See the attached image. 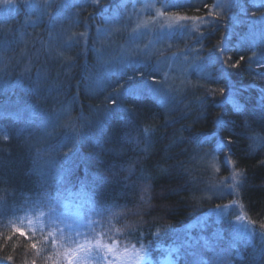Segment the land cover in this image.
Returning <instances> with one entry per match:
<instances>
[{"label":"trees","instance_id":"1","mask_svg":"<svg viewBox=\"0 0 264 264\" xmlns=\"http://www.w3.org/2000/svg\"><path fill=\"white\" fill-rule=\"evenodd\" d=\"M104 1H109L107 12L118 2ZM169 2H172L173 15L205 21L201 28L177 35L176 43L190 46L194 55L204 61L203 67L209 63L210 78L204 77L202 83L189 86L179 112L168 114L151 98L130 97L124 100L127 109L119 117L109 118L104 123V131L96 135L93 143L83 141L79 150L77 146L69 150V142L65 146L62 140L71 137L64 132L47 147L33 150L31 155L43 160L55 151L60 153L63 156L60 159L70 168L67 182L76 189L84 186L93 194L88 201L102 208L101 217L117 213L115 217L110 216L114 217V223L92 231L118 230L115 237L106 239H111L119 248L146 252L151 258L150 264L163 262L173 248L177 249L174 264L190 263L194 253L191 249H196L197 245L190 249L185 227L193 218L216 207L209 197L212 193L205 192V184L233 178L234 190L254 236L237 243L231 239L230 232L225 231L224 237L234 246L231 263L264 264V43L239 44L253 20L264 17V0ZM84 9L82 16L90 21L101 12L96 8ZM25 15V8L21 6L18 21H23ZM16 23L0 26L12 29L0 33V40L7 39L6 57L11 63L17 61L13 53L21 61L33 59L30 69H40L48 56L42 41L37 42L38 31L34 33L26 27L17 33L21 25ZM19 49L24 50V55L18 53ZM91 58L89 54L85 64L72 58L51 61L49 66H44L57 83L67 84V97H76L77 105L86 102L83 86L93 64ZM237 62L239 66L233 67ZM59 63H64L65 70L72 72L63 76ZM78 82L76 90L72 86ZM220 118L227 122L226 126L221 127ZM11 119L8 140L0 137V194L13 192L30 196L39 187L33 184V189L32 182L29 183V173L36 164L33 159L28 166L23 149L25 142L33 139L31 131L36 130V124ZM2 120L6 126V119ZM196 137L203 142L195 143ZM218 144L224 147L221 149ZM211 158L215 166L210 164ZM67 159L70 162L67 163ZM94 174L98 179H93ZM48 186L37 190L38 196L42 192L53 193L55 183ZM206 234L208 246L215 247L212 233ZM10 236L0 231V256L13 258H0V264H31L30 255H40L47 249L36 242L37 252L16 239L17 236ZM22 249L30 255L23 254ZM39 257L35 258L36 264H43L40 262L43 257Z\"/></svg>","mask_w":264,"mask_h":264},{"label":"rangeland","instance_id":"2","mask_svg":"<svg viewBox=\"0 0 264 264\" xmlns=\"http://www.w3.org/2000/svg\"><path fill=\"white\" fill-rule=\"evenodd\" d=\"M117 1L113 7L115 10L108 13L106 4L109 1L104 0H100L98 6L91 0H32L40 5L39 10L33 13L24 7L26 15L23 21H18L22 0H14L15 9L8 11L5 10L4 0H0V26L17 22L21 25L17 33L26 27L31 32L38 31L37 42L42 41L48 56L47 60L43 59L40 69L32 71L29 64L33 59L21 61L13 53V59L17 61L11 63L12 60L6 57L7 43L0 40V137L8 140L3 118L28 120L27 124H36V130L31 131L33 139L25 142L23 150L29 160L28 166L32 165L33 159L36 164L32 165L35 168L29 173V183L32 182L33 189V184L39 186L30 196L14 195L13 192L0 194V231L10 237L17 236L16 239L27 247L35 241L47 248L40 255L34 253L35 256L22 249L23 254L30 255L31 261L40 256L43 260L39 261L43 264H53L54 260L59 264H68L64 254L74 246L69 244V240L75 239L80 243L111 245L113 254L102 264H107L108 260L112 264H150L151 258L146 252L119 248L111 239H106L115 237L118 230L99 234L92 231L104 224L114 223L112 219L117 213H111L114 215L112 218L111 214L101 217L99 212L102 208L88 201L93 194L84 186L76 189L71 182H67L70 168L60 159L63 157L60 153L55 151L43 160L40 156L34 158L31 155L33 150L47 147L64 132L71 137L62 140L65 146L69 142V150L75 149V146L79 150L83 141L93 143L96 135L104 131V123L109 118L119 117L127 109L124 100L130 97L151 98L168 114L179 112L189 86L202 83L204 77L210 78L209 63L203 67L201 64L204 61L194 55L190 46L176 43L177 35L201 28L204 20L173 15L170 0ZM88 7L101 10L91 21L82 16V11ZM4 29L12 31L11 28L0 27V33L3 34ZM73 38L76 42L68 47ZM243 43L250 46L264 43V17L253 20L240 39L239 44ZM24 53L22 50L20 55ZM89 54L93 64L84 78L86 102L77 105L76 97H67V84L62 86L57 83L44 66H49L51 61L72 58L85 64ZM35 56L38 59L37 51ZM59 64L63 76L72 72L65 70L64 63ZM72 67L71 64L70 69ZM78 86L79 82L72 87L77 90ZM113 99L117 101L115 105L112 104ZM37 114L40 115L36 117ZM209 160L215 166L213 158ZM93 179H98L97 175L94 174ZM50 183L56 186L53 193L42 192L38 196L37 190L42 191L43 186L47 187ZM204 189L206 193H212L209 197L216 207L193 218L185 227L190 249L197 245L196 249H191L194 253H190L189 264H232L230 256L234 246L224 237L225 231L230 232L231 239L238 243L253 238V227L241 208L233 178L205 184ZM16 229L24 230L32 240L19 235ZM208 231L212 233L215 247L208 246ZM221 239L222 244L226 242L224 246ZM176 252L177 249L173 248L163 262L156 264H174ZM0 258L7 260L5 256ZM93 264L97 262L93 261Z\"/></svg>","mask_w":264,"mask_h":264},{"label":"snow or ice","instance_id":"3","mask_svg":"<svg viewBox=\"0 0 264 264\" xmlns=\"http://www.w3.org/2000/svg\"><path fill=\"white\" fill-rule=\"evenodd\" d=\"M91 3L94 5H99L100 0H91ZM5 10H12L15 9L16 5L14 3V0H4ZM22 6L25 8H28L32 10L34 13L35 11L39 10L40 5L37 3L32 2V0H22ZM179 6V5H174ZM206 7V5H205ZM214 26V25H213ZM81 37L84 36V34H80ZM76 40L73 38L68 42V47H71L73 43H75ZM3 43H7V39L3 41ZM241 60L244 59L243 56L240 57ZM239 64L233 65V67H238ZM154 79V78H153ZM151 91H159V90H149ZM221 92L224 91V89H220ZM116 100H112V104H116ZM218 123L221 125V127L226 126V121H224L222 118L218 120ZM195 143H202L203 141L196 137L194 138ZM218 147L221 149L224 147L223 144H218ZM16 231L19 233V235L26 237L29 240H32V237L28 236V234L22 230V229H16ZM77 236H79V233H76ZM10 238V237H9ZM70 245H74L73 247H70V250L65 252V256L68 258V264H93V261H96L97 264H102L103 261L107 260V257L113 254V249L111 245H105L100 243H80L78 240L70 239L69 240ZM31 247L37 252H39V249L37 248V243L32 242ZM13 258L11 256L7 257V260H12ZM31 264H36L35 260H32ZM53 264H59V261L54 260ZM107 264H112L110 260H108Z\"/></svg>","mask_w":264,"mask_h":264},{"label":"bare ground","instance_id":"4","mask_svg":"<svg viewBox=\"0 0 264 264\" xmlns=\"http://www.w3.org/2000/svg\"><path fill=\"white\" fill-rule=\"evenodd\" d=\"M12 120V119H11ZM10 118H6V128H8V124H9ZM10 125V124H9ZM9 129V128H8ZM8 129H6L8 131Z\"/></svg>","mask_w":264,"mask_h":264}]
</instances>
